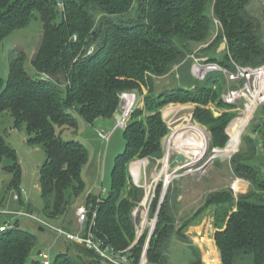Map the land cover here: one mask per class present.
<instances>
[{
    "label": "trees",
    "instance_id": "16d2710c",
    "mask_svg": "<svg viewBox=\"0 0 264 264\" xmlns=\"http://www.w3.org/2000/svg\"><path fill=\"white\" fill-rule=\"evenodd\" d=\"M253 1L0 0V43L32 20L38 19L41 25L40 41L30 61L32 70L24 67L25 53L18 51L9 61L3 83L0 78V113L10 112L15 126L26 127L28 143L40 147L45 154L37 180L42 220L57 222L64 228V218L85 188L82 169L87 164L88 151L78 140L62 139L58 131L78 130L74 113L90 124L98 118H114L120 108V94L133 90L140 94L143 87L147 90L145 122L137 120L142 111L135 107L123 128L125 145L114 159L109 191L96 190L97 194L95 191L86 196L88 221L95 213L91 227L94 238L102 248L125 252L132 264H139L146 236L133 245L136 228L131 212L143 197V190L130 180L129 164L136 159L161 157V141L168 131L162 107L170 103L206 105L220 96V90L224 91L225 79L210 82V73L194 83L188 59L198 46L207 44L196 51L203 52L219 47L225 40L221 60L212 58L209 62L231 71L235 65L264 66V22L249 12ZM61 2L64 14L60 16L57 7ZM210 6L211 16L207 13ZM214 21L219 28L209 41ZM167 76L173 84L166 82ZM195 118L210 129L216 146L227 143L221 151L237 145L234 134L238 123L233 121L228 128L229 140L225 133L230 116L213 117L211 112L197 109ZM199 129L190 124L189 131ZM253 129L262 137L264 155V119ZM177 133L178 129H174L166 141V156L172 155ZM204 137L207 141L206 134ZM243 143L245 148L232 156L229 164L234 178L249 183V191L234 199L231 190L222 189L209 193L204 200V206L217 207L214 239L221 264H264V175L258 165L249 163L256 155L252 139L244 137ZM183 151L185 156L188 150L183 148L180 153ZM201 151L195 144L187 159L193 162ZM13 154L0 140V157ZM6 171L13 176L12 185L20 201V167L14 163ZM156 198L151 207L156 206ZM176 207L177 189L170 185L149 241L147 264L166 263L171 237L188 242L181 228L175 229ZM32 212L30 206L28 213ZM35 243L36 237L18 222L7 225L0 232V264H41L34 257ZM205 244L210 257H214L212 240H205ZM84 248L91 258L97 256ZM189 249L194 258L188 264H204L196 248L190 244ZM94 259L86 263L80 255L72 257L59 250L51 264H96Z\"/></svg>",
    "mask_w": 264,
    "mask_h": 264
},
{
    "label": "rangeland",
    "instance_id": "374dc122",
    "mask_svg": "<svg viewBox=\"0 0 264 264\" xmlns=\"http://www.w3.org/2000/svg\"><path fill=\"white\" fill-rule=\"evenodd\" d=\"M57 8L59 15H63L64 6L62 2ZM263 9L264 0H255L248 8L249 12L260 20L263 19L261 14ZM207 11L211 16V6L207 8ZM214 24L212 36L216 35L214 31L215 29L217 30V26L219 28L217 21H214ZM40 36L41 25L37 19L32 20L23 29L12 31L2 40L0 43L1 83L7 78L9 61L18 51L25 53L26 62L24 63V67L29 71L32 70L30 61L34 57ZM213 38L211 39L213 40ZM223 42L226 43L225 40L221 43ZM206 46L207 44L198 46L195 49V53L188 59L191 64L190 71L195 84L197 81L201 82L204 80L208 73H210L208 75L210 82L212 80L222 81L224 78L220 71L207 72L206 70L209 65L213 66L212 64L220 66L218 63L209 62V59L216 58V60H221V53L224 51L219 52V47H216L214 49L204 50L203 52H196ZM175 69L176 67H174V71ZM165 80L168 84H173L169 76L165 77ZM174 80L178 82L177 74H175ZM63 85H65V82H62ZM213 89L215 90L216 88ZM158 90L156 89V94ZM129 92L137 96L138 101L136 107L137 110L142 111V115L137 120L145 122V116L147 114L145 97L147 90L142 87L140 94L137 90ZM220 92L221 94L220 96L218 95V98L210 100L206 105L170 103L162 107L160 112L162 118L166 121L168 131L161 141V157L155 160H148L147 158L136 159L129 164L128 171L130 180L134 185L143 190V197L131 212L136 228V238L133 245L138 242L140 237L146 236L141 259L143 257L146 258L148 244L155 230L160 204L163 201L168 186L174 185L177 189L175 229L180 230L181 228L188 242L184 243L175 236L171 237L165 264H188L194 258V255L189 249L190 244L196 248L201 256L202 262L207 264L204 261V255L208 251L205 239H212L213 230H217L215 227V211L217 207L204 206V200L209 193L222 189H231L234 199L249 191L250 185L246 181L244 182L245 184L242 183L240 190L233 188L232 184L235 178L231 174L229 164L231 157L245 148L243 143L244 137H250L256 147V155L249 163L258 165L264 175L262 137L257 132H253L255 125L261 119H264V111L261 110L262 107L264 108V104L260 105L259 109L256 108L257 103H264V89L256 96V103L253 102V104H250L248 100H244L238 105H235L234 108L223 106L221 99L223 91L220 90ZM197 109L207 110L213 114V117L221 115L230 116V120L225 128L228 140V128L233 121L238 123L234 134L237 145L227 151H221L226 147L227 143L224 146L215 145L213 133L206 125L198 123V120L195 118ZM257 109L258 111L256 112ZM74 116L78 122V130L73 132L72 129H65L58 131V133L64 140L74 139L82 142L88 151V161L82 169V179L85 182L84 191L74 201L63 222L65 230L76 233L79 226L76 211L84 206L89 210V205L86 201V196L89 193H93L96 190L100 191L101 189H104L106 193L109 191L114 159L123 151L125 141L123 138V129L116 127L114 118H98L90 124L85 122L78 114L74 113ZM190 124L199 127V131H189ZM174 129H178V133L175 136L173 152L172 155L166 156V141ZM240 131L242 132L238 135ZM99 132L110 135L109 139L103 140L99 136ZM204 134L207 136V141L205 140ZM28 139L29 136L24 125L15 126L14 119L8 111L0 113V140L12 149L14 153L13 156L2 155L0 157V227L18 222V225L23 230L33 234L36 237L33 251L34 257H37L41 261V264H44V262L51 264L59 250L66 252L67 255L72 257L80 255L86 263L97 258V261H94L96 264H106L97 256L91 258L89 256L90 254L85 251L82 245L72 244V242L56 237L57 235L51 230L41 227L36 220L30 217H20L12 214L13 212H26L27 207L31 206L33 209L32 214L42 219V202L37 180L38 168L43 164L45 154L40 147L30 145ZM194 143L200 146L202 151L198 158L191 162L187 157H190L193 152ZM183 148H187L188 150L185 156L180 153ZM179 155H182L181 160L175 168H170V165L176 161ZM14 163L19 165L21 171L18 189L24 195L20 201L13 199V196L18 194V191L12 185V174L6 171ZM137 166L143 169H138ZM167 167V172L164 173V169ZM155 197H157L156 206L151 207ZM49 223L55 227L59 225L57 222ZM40 228H42V231ZM200 238H203V241ZM38 252H40L39 255ZM44 256L48 260L43 259Z\"/></svg>",
    "mask_w": 264,
    "mask_h": 264
},
{
    "label": "built area",
    "instance_id": "2783aa9c",
    "mask_svg": "<svg viewBox=\"0 0 264 264\" xmlns=\"http://www.w3.org/2000/svg\"><path fill=\"white\" fill-rule=\"evenodd\" d=\"M209 65L206 69L208 71H220L225 79L226 87L223 91L221 99L224 104L227 105H238L244 100H255L256 96L264 89V66L258 68L241 67L235 65L233 71L217 66L216 64ZM138 101L137 96L132 92H123L120 94V109L118 113L121 116L120 121H116L117 128H124L127 122L131 118L133 109L136 107ZM264 103H257L256 108ZM255 108V109H256ZM99 136L103 140H108L110 135L99 132ZM105 192L104 189L101 190ZM24 195V193H23ZM13 199L18 201V195H14ZM89 210L86 207H80L76 211L78 231L76 233L65 230L61 226H51L48 222L36 217L35 215L27 212H13L15 216L30 217L38 222L41 227L51 230L56 237L62 238L66 241L73 242L82 245L96 253V255L104 261L106 264H132L125 252L115 251L112 248H102V244L99 240H96L91 232V227L94 224L95 213L89 223L87 229L86 224L88 221ZM6 224L0 227V232L7 228ZM43 259H47L45 256ZM44 264H49L44 262ZM139 264H147L146 258L140 259Z\"/></svg>",
    "mask_w": 264,
    "mask_h": 264
},
{
    "label": "crops",
    "instance_id": "0c3cea01",
    "mask_svg": "<svg viewBox=\"0 0 264 264\" xmlns=\"http://www.w3.org/2000/svg\"><path fill=\"white\" fill-rule=\"evenodd\" d=\"M214 36V35H213ZM213 36L211 38H213ZM210 38V41L212 40ZM245 181L244 180H241V179H237L235 178V181L233 182L232 186L235 190H240L242 188V183H244ZM245 184V183H244ZM231 190V189H230ZM213 235H212V243H213V249H214V257H210L209 255V250L206 252V254L204 255V261L207 263V264H221V260H220V254H219V251L217 250L216 248V245H215V240H214V235L216 233L217 230H213ZM201 241H203V238H200ZM206 240V239H205ZM209 240V239H208ZM149 245V244H148Z\"/></svg>",
    "mask_w": 264,
    "mask_h": 264
},
{
    "label": "water",
    "instance_id": "95a60500",
    "mask_svg": "<svg viewBox=\"0 0 264 264\" xmlns=\"http://www.w3.org/2000/svg\"><path fill=\"white\" fill-rule=\"evenodd\" d=\"M261 14H262V18H263V22H264V9L261 11ZM226 49V43L223 42L220 44L219 48H218V51L221 52V51H224ZM114 119L115 121H120L121 120V116L119 113L115 114L114 115ZM182 158V155H179L176 159V161H174L171 165H170V168H175L177 163L181 160ZM96 194L98 193V191L95 192ZM26 212L28 213L29 212V206L27 207V210ZM40 230L42 231V228H40ZM40 254V252H38V255Z\"/></svg>",
    "mask_w": 264,
    "mask_h": 264
},
{
    "label": "bare ground",
    "instance_id": "6f19581e",
    "mask_svg": "<svg viewBox=\"0 0 264 264\" xmlns=\"http://www.w3.org/2000/svg\"><path fill=\"white\" fill-rule=\"evenodd\" d=\"M252 101L255 102V103L257 102L256 99H255V100H252ZM182 154L184 155V151L182 152ZM167 169H168V167L164 169V170H165L164 173L167 172V171H166Z\"/></svg>",
    "mask_w": 264,
    "mask_h": 264
}]
</instances>
